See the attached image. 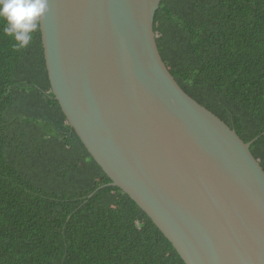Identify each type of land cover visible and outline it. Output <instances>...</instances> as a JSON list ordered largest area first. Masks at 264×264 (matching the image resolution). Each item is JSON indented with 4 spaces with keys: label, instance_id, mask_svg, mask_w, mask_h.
<instances>
[{
    "label": "trees",
    "instance_id": "trees-1",
    "mask_svg": "<svg viewBox=\"0 0 264 264\" xmlns=\"http://www.w3.org/2000/svg\"><path fill=\"white\" fill-rule=\"evenodd\" d=\"M0 22V264H186L90 154L56 100L41 25ZM159 51L181 88L264 168V0H164Z\"/></svg>",
    "mask_w": 264,
    "mask_h": 264
},
{
    "label": "water",
    "instance_id": "water-1",
    "mask_svg": "<svg viewBox=\"0 0 264 264\" xmlns=\"http://www.w3.org/2000/svg\"><path fill=\"white\" fill-rule=\"evenodd\" d=\"M164 0H49L52 92L110 177L186 264H264V168L159 51Z\"/></svg>",
    "mask_w": 264,
    "mask_h": 264
},
{
    "label": "clouds",
    "instance_id": "clouds-1",
    "mask_svg": "<svg viewBox=\"0 0 264 264\" xmlns=\"http://www.w3.org/2000/svg\"><path fill=\"white\" fill-rule=\"evenodd\" d=\"M49 0H0V22L4 35L16 43L15 50L26 49L43 19L49 13Z\"/></svg>",
    "mask_w": 264,
    "mask_h": 264
}]
</instances>
